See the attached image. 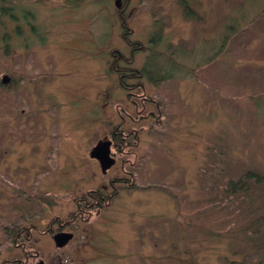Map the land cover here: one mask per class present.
Wrapping results in <instances>:
<instances>
[{
    "label": "rangeland",
    "instance_id": "rangeland-1",
    "mask_svg": "<svg viewBox=\"0 0 264 264\" xmlns=\"http://www.w3.org/2000/svg\"><path fill=\"white\" fill-rule=\"evenodd\" d=\"M2 5L0 264L15 254L3 223L72 212L123 174L131 192L102 212L127 254L116 264H264V183L225 192L246 172L264 177V0H131L136 52L112 0ZM113 49L146 71L140 87H119ZM115 128L130 136L103 172L91 153Z\"/></svg>",
    "mask_w": 264,
    "mask_h": 264
},
{
    "label": "flooded vegetation",
    "instance_id": "flooded-vegetation-1",
    "mask_svg": "<svg viewBox=\"0 0 264 264\" xmlns=\"http://www.w3.org/2000/svg\"><path fill=\"white\" fill-rule=\"evenodd\" d=\"M5 1L0 0V5L3 6ZM112 1L118 6L117 11L121 10L125 13L131 0ZM0 9L4 12L8 10L3 7ZM9 16L14 23L13 31L18 34L19 15L11 13ZM9 79L7 85L1 84V86L14 90L13 80ZM127 136L130 134L122 135L120 142L122 145H118L119 149L110 141V157L113 161L116 153L111 150H118V153L123 154L122 149L126 147L124 141ZM131 184V179L127 175H116L106 179L99 187L85 191L79 198H74L72 212L51 214L49 209L40 210L37 213L40 218L37 222L24 224L12 222L9 225L3 223L6 243L11 245L15 254L2 264H86V261L88 263L94 261L97 262L96 264H116L120 259L126 260L125 252L122 254L115 252L117 243L112 240L108 232L111 219L103 217L102 212L110 209L121 196L131 192ZM45 194L42 196L45 197ZM33 203L38 208H41V205L46 207L40 201ZM93 237L97 239V243L89 240Z\"/></svg>",
    "mask_w": 264,
    "mask_h": 264
},
{
    "label": "trees",
    "instance_id": "trees-1",
    "mask_svg": "<svg viewBox=\"0 0 264 264\" xmlns=\"http://www.w3.org/2000/svg\"><path fill=\"white\" fill-rule=\"evenodd\" d=\"M182 6L185 15L190 16L191 12L188 10L187 5L183 3ZM117 12L122 29V40L132 48L133 52L144 51L145 47L140 42H132L130 40V36L132 35V29L128 26L125 13H123L121 10ZM110 54L112 58L110 70L117 75L119 87L127 92H130L136 87H140V81L142 77H144V74H146V71L138 70L136 68L131 67L133 63V58H125L118 50L113 49ZM129 80H136L137 82L135 85H129ZM121 139L122 132L119 129L115 128L110 132V141H112V143L115 144V147L118 149L120 148L118 147V145H122L120 143L122 142ZM250 181H254L258 184L264 183V177L259 176L255 172H246L237 180L227 181L225 192H232V194L234 195H237L241 192H245L248 190V182Z\"/></svg>",
    "mask_w": 264,
    "mask_h": 264
},
{
    "label": "water",
    "instance_id": "water-1",
    "mask_svg": "<svg viewBox=\"0 0 264 264\" xmlns=\"http://www.w3.org/2000/svg\"><path fill=\"white\" fill-rule=\"evenodd\" d=\"M116 7L118 8V6ZM9 81L10 79L8 76H3L1 84L7 85ZM91 157L100 163L103 172L110 168L113 163V159L110 157L109 143L98 144L92 151Z\"/></svg>",
    "mask_w": 264,
    "mask_h": 264
}]
</instances>
